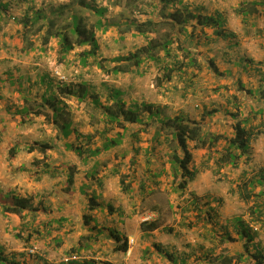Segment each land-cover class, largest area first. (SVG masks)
Here are the masks:
<instances>
[{
  "label": "rangeland",
  "instance_id": "374dc122",
  "mask_svg": "<svg viewBox=\"0 0 264 264\" xmlns=\"http://www.w3.org/2000/svg\"><path fill=\"white\" fill-rule=\"evenodd\" d=\"M29 1L47 13L73 4V0ZM174 2V6L165 5L162 10L164 4L160 0H97L100 6L108 7L104 22L109 25L106 31H97L101 55L98 59L128 55L147 46L151 40L173 36L178 27L171 25L168 16L177 11L186 15V8L206 15L222 12L226 17L223 30L234 37L218 38L212 28H195L193 20L185 27L187 33L181 34L184 47L188 46L196 59L193 68L180 69L186 54L174 40L176 61L171 58H165V63L160 64L145 61L129 73L107 74L96 65H80L77 53L84 48H76L63 56L56 38L43 45L41 34L29 32L25 41L22 25L13 19L0 21V193L5 197H1V202L14 194L31 198L33 208L19 216L4 213L0 206V246L5 257L15 258L18 264H63L72 260L95 264H171L155 250L156 245H162L176 253L194 250L190 264H195L193 259L204 252L202 246L206 249L216 246L205 239L206 231L214 227L221 233L219 227L233 217L249 218L248 210L254 202L244 201L238 186L264 167V126H261L264 121L259 116L251 117L252 127L261 133L238 167H219L216 162L224 153L226 139L233 136V120L227 113L239 108L241 118H245L253 110L264 109V0ZM12 5L11 13L16 17L26 7L23 2ZM240 9L250 14L247 22L243 21ZM81 15L88 26L97 20L89 11H82ZM150 19L157 21L158 26L147 35L126 29V24ZM69 21L67 16L54 18L57 29L64 28ZM28 43H33L36 49L23 52ZM166 66L174 69L170 81L164 78ZM17 69L25 72L24 77L30 76L32 82L37 80L38 72L45 73L51 79H45L46 87L53 84V90L63 82L60 75L64 76L65 85L92 84L94 94L103 92L101 85L106 83L124 92L123 99L128 106L135 102L157 106L163 110L161 118L184 115L200 124L201 137L211 140L223 136V139L205 147L189 142L193 155L190 169L197 173L185 189L179 187L172 165L176 144L168 130L160 129L155 123L130 126L139 141L131 136L134 146L126 144L128 150L103 152L85 162L87 154L80 156L76 148L85 151L88 147H101L106 136L115 137L122 130L104 131L101 110L93 106L91 95L87 102L66 99L59 124L45 117H29L21 122L17 114L27 104L16 91L19 83L15 77L20 74ZM24 77L20 84L28 81ZM33 86L28 94L39 98L45 87ZM104 101L101 97V103ZM213 109L218 113L202 118L203 111ZM141 114L146 120L147 112ZM64 123L71 127L68 137L60 128ZM63 130L66 132L65 127ZM76 132L91 135V141H77ZM32 140L51 143L54 148L45 159L39 153L26 152L18 153L14 161L8 159L12 146ZM34 160H42L41 166L51 163L60 170L65 164H76L79 180L73 193L64 191V174L56 178L43 175L39 180L37 175L20 171L23 165L31 167ZM122 178L129 186L126 193L122 190ZM91 198L98 205L93 209ZM212 209L216 211L215 220L219 225L207 220L205 212L212 214ZM147 220H158L161 228L143 232L141 224ZM109 230H117L128 241L126 254L116 250L117 242ZM256 242L264 246V230ZM222 249L232 251L233 247L220 246L217 253Z\"/></svg>",
  "mask_w": 264,
  "mask_h": 264
},
{
  "label": "trees",
  "instance_id": "16d2710c",
  "mask_svg": "<svg viewBox=\"0 0 264 264\" xmlns=\"http://www.w3.org/2000/svg\"><path fill=\"white\" fill-rule=\"evenodd\" d=\"M160 1L164 4L161 8L162 10L170 4L173 6L175 4L174 0ZM22 2L25 5L28 4L24 8L22 14L16 17L11 13L13 9L12 3L20 4ZM91 2L88 0H73V4L63 5L47 13L43 9H38L29 0H9L8 2L0 0V21L3 19H13L17 24L22 25L23 29L21 34L25 41L28 38L29 32L41 34L43 45H47L51 39L56 38L59 44V51L63 56H67L76 48H84V50L77 53L80 65L82 67L96 65L107 74L129 73L131 72V68L134 67L138 69L145 61H153L157 64L165 63V58H171L176 61L178 56L173 53L174 40L178 41V47H181V50L186 54L183 60L184 62L180 64V69L183 70L185 67L193 68L196 59L192 52L188 50V46L184 47L185 45L181 37L182 33H187L185 29L186 25L193 20L196 21L194 25L195 28H212L214 29V35L218 38L234 37L232 33L230 34L223 30L224 20L222 17L218 15L201 14L199 12L195 13L186 8V15H182L180 11H177L168 16V21L171 25H173L174 28L178 27L173 36L169 35L164 40L159 41L151 40L147 46L135 52H131L128 55L118 56L110 60H105L104 58L98 59L101 55L99 52L100 44L97 39V31H106L109 28V25L104 22L108 7L100 6L97 4V0H91ZM82 11H89L95 15L97 17L96 22L88 26L85 23L84 17L81 15ZM239 12L243 13V21L247 22V15L250 14L243 12V9H240ZM63 16L69 17L70 21L64 28L57 29L55 27L54 18ZM157 26L158 22L150 19L144 22L126 24V29L136 31L139 35L144 36L156 30ZM35 49L36 47L33 43H28L27 46L22 48V51L28 53ZM161 52H163V56L160 55ZM107 62L113 65L111 67L105 65ZM212 67L216 72H219L214 63H212ZM164 72V78L170 81L174 69H170L166 66ZM45 79L51 80L49 76H47L41 78L40 82H37L35 85L44 83V86H41L45 87V95H47V97L42 96L41 100H37L38 98L28 93L23 95V100L27 106H24L23 109L18 111L17 115L22 119L21 122H24L23 119H29V117H45V119L49 120L51 118L54 124H59V118L63 114L66 99L74 98L78 102H87L88 96L91 95L93 106L101 110L102 122L106 127L104 131L109 132L116 128L122 130V132H118L115 137L106 136L101 147L95 149L88 147L85 151L82 150L83 148L75 147L80 156L82 154H87L84 160L85 162L88 158L98 157L103 152L109 153L112 151L128 150V147L125 146L126 144L130 147L134 146L131 140L132 138H130L131 136L139 141L138 134L133 132L132 128L129 127L133 125L142 126L155 123L160 129L168 130L169 134H171V140L176 144V149L172 154V165L175 170V178L179 180V187L185 189L189 181L195 179L197 173L195 170L190 169L193 155L189 148V142H197L199 147H205L206 145L209 146V143L214 145L219 140L223 139V136H215L211 140L201 137L202 128L200 124L184 115L161 118L163 110H160L157 106L146 103L139 104L137 102L128 106L127 102L123 99L124 92L120 89L110 87L106 83L101 85L103 92L94 94L91 93L93 85L88 82H81L77 86L65 85L66 82H59L61 84L57 85L56 89L53 90V84L50 87H46L48 82H45ZM49 91L51 94H49ZM101 97H104V103H101ZM142 111L147 112V115H145L146 120L141 114ZM217 113L218 111L216 109L212 111L205 110L202 112V118L212 117ZM227 115L233 120V136L226 139L224 153L216 163L219 167L229 165L236 168L241 158L249 153L255 137L261 133L257 128L252 127L251 117L253 116L254 119H256L259 116L262 121H264V109L253 110L252 114L245 118H241L242 116L239 108L236 109V112H228ZM67 124L68 126H66ZM261 126H264V122ZM64 127L66 128V132L63 130ZM60 128H62L61 131L66 137L71 134L69 123H64ZM76 136L77 141L84 139L90 142L92 138L91 135L83 136L79 132H76ZM68 146L72 147L71 145ZM53 148L54 146L48 142L39 140L27 141L12 146L8 151V159L14 161L18 153L21 152L39 153L43 155V159H45ZM41 164L42 160H34L31 167L23 165L20 171L31 175H37V179L39 180L43 175L56 178L59 174H64V191L68 194L73 193L74 187L79 180V169L76 164H65L61 167V170L51 163L42 166ZM120 182L122 190L125 193L128 192L129 186L125 184L123 178ZM238 193L244 201L254 202L253 206L248 210L249 218L245 219L242 215L233 217L228 220L225 225L219 227L221 233L215 230L214 227L206 231L205 239H208L212 245L216 246L208 249L202 246L201 250L204 252L193 259L195 264H264V246L261 242H256L260 237V231L264 230V167L260 168L253 176L243 180L238 186ZM1 197L2 193H0V206L4 213L22 216L25 211L33 210L31 198L12 194L8 195V198L1 202V199L5 198ZM94 200V198H91L92 209L98 206L94 204ZM109 207L112 209V206ZM212 211H214L212 214L207 211L205 212L207 220L214 225H219L215 220L216 211L213 209ZM202 213L203 212H200L199 214ZM141 228L143 232L148 233L159 230L161 225L158 220H147L141 224ZM109 232L110 236L117 242L116 250L126 254L129 251L128 241L124 240L121 233L117 230H109ZM31 238L30 236L29 239ZM223 245H230L233 247V250L222 249L218 254L216 251L217 248ZM155 250L168 259L171 264H190L192 253H194V250L191 252L176 253L162 245H156ZM0 264H18L15 258H7L4 256V249L2 246H0ZM63 264H95V262H79L77 260H72Z\"/></svg>",
  "mask_w": 264,
  "mask_h": 264
},
{
  "label": "crops",
  "instance_id": "0c3cea01",
  "mask_svg": "<svg viewBox=\"0 0 264 264\" xmlns=\"http://www.w3.org/2000/svg\"><path fill=\"white\" fill-rule=\"evenodd\" d=\"M213 15H215V16H220V17H222L223 18V20H226V17L223 15V13L222 12H219V13H213ZM228 20H230V18H228L227 17V21ZM33 68V67H32ZM33 69H35V68H33ZM19 72H20V74L19 75H17L16 77H15V80L17 81V83H19L18 84V86H16L17 87V92L20 94V96L22 97V99H23V94H24V92L26 91L27 93H29L30 92V90L32 89L31 87H34L33 86V84L35 85L37 82H40V79L41 78H45V77H47V75L45 74V73H40V72H38V74H37V80H35V82H32V81H30V79H31V77L30 76H27V77H24L23 76V74L25 73V72H22L20 69H17ZM29 73H30V70H29ZM22 77H24L26 80H28V81H25L24 83H22V84H20V82L22 81ZM32 82V83H31ZM25 83H27V87L26 86H24V84ZM30 86H29V85ZM23 85V86H22ZM38 85H43L44 86V83L43 84H41V83H39ZM29 86V87H28ZM24 87L26 88V89H28V91L27 90H25L24 89ZM24 90V91H23ZM46 91V90H45ZM45 91L41 94V96L37 99V100H41V97L42 96H46L47 97V95H45ZM32 96V95H31ZM2 96H0V98H1ZM33 97H35V96H33ZM24 108V106H22L20 109H23ZM10 109V108H9ZM40 141V140H39Z\"/></svg>",
  "mask_w": 264,
  "mask_h": 264
},
{
  "label": "built area",
  "instance_id": "2783aa9c",
  "mask_svg": "<svg viewBox=\"0 0 264 264\" xmlns=\"http://www.w3.org/2000/svg\"><path fill=\"white\" fill-rule=\"evenodd\" d=\"M59 75H60V74H59ZM59 75H58V76H59ZM59 77H60V79L64 82V76H61V75H60Z\"/></svg>",
  "mask_w": 264,
  "mask_h": 264
}]
</instances>
